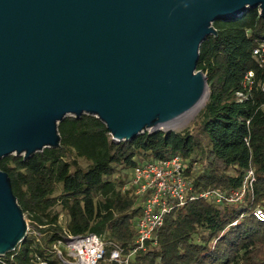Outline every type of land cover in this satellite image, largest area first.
I'll use <instances>...</instances> for the list:
<instances>
[{"label":"trees","instance_id":"16d2710c","mask_svg":"<svg viewBox=\"0 0 264 264\" xmlns=\"http://www.w3.org/2000/svg\"><path fill=\"white\" fill-rule=\"evenodd\" d=\"M217 36L199 46L196 70L206 77L208 97L193 127L182 132H144L115 143L97 118L66 117L57 125L58 148L27 159H0V171L29 219L31 235L0 257V264H35L68 236L96 235L127 251L140 213L136 197L122 193L124 177L139 165L179 156L193 193L239 191L249 170L253 183L232 203L197 199L173 209L153 241L129 264H264V75L252 50L264 41L258 9L212 24ZM248 71L255 74L251 98L237 102ZM83 162V164H82ZM58 210H54L55 208ZM64 216L65 225L59 224ZM111 247H106L108 261ZM56 256V255H55Z\"/></svg>","mask_w":264,"mask_h":264},{"label":"water","instance_id":"95a60500","mask_svg":"<svg viewBox=\"0 0 264 264\" xmlns=\"http://www.w3.org/2000/svg\"><path fill=\"white\" fill-rule=\"evenodd\" d=\"M248 9L264 21V0H0V159L58 148L66 117L99 119L115 143L172 131L207 100L212 24ZM26 234L0 171V257Z\"/></svg>","mask_w":264,"mask_h":264},{"label":"built area","instance_id":"2783aa9c","mask_svg":"<svg viewBox=\"0 0 264 264\" xmlns=\"http://www.w3.org/2000/svg\"><path fill=\"white\" fill-rule=\"evenodd\" d=\"M252 58L264 75V41L252 50ZM255 74L248 71L241 82L240 90L236 92L237 102H244L251 98L255 85ZM186 163L179 157L173 156L159 161L145 162L133 169L126 183L121 188L122 193L140 200V213L135 220V239L131 248H124L117 243H105L96 235L68 236L59 241L54 248L60 264H99L104 260L106 247H111L108 261L115 264H129L140 251H145L146 243L153 241L157 231L164 223V218L173 209L184 206L197 199L232 203L241 200L246 187H251L254 179L253 172L246 174L243 187L237 191L224 195L214 190H206L199 194L193 193L192 185L186 176ZM254 215L264 220L260 211ZM28 231V228H27ZM35 264H49L36 260Z\"/></svg>","mask_w":264,"mask_h":264},{"label":"rangeland","instance_id":"374dc122","mask_svg":"<svg viewBox=\"0 0 264 264\" xmlns=\"http://www.w3.org/2000/svg\"><path fill=\"white\" fill-rule=\"evenodd\" d=\"M202 107L197 111V112H194L193 115L190 114L189 116H192L191 118H185V117H181L179 118L178 120H176L175 122H173L171 125H170V128L173 132H182V131H186V130H189L193 127V124L194 122L196 121L198 115H199V112L201 111ZM146 132H150V129L146 130ZM83 164V162H82ZM84 165V164H83ZM130 172L127 173V175H125L124 177V182L127 181V178L129 176ZM136 202H138V204L140 205V200L139 199H136ZM55 211L58 210V208L56 207L54 209ZM23 218L26 222V225H27V228H28V231H27V234L26 235H31L32 234V229H29V219L26 215L23 214ZM59 224L60 226L63 228L64 225H65V218L64 216H60V219H59ZM44 253L46 256H48V259L50 261H53L55 262L56 264H60V260H58V258L53 254L51 253V249H46L44 247H42Z\"/></svg>","mask_w":264,"mask_h":264},{"label":"bare ground","instance_id":"6f19581e","mask_svg":"<svg viewBox=\"0 0 264 264\" xmlns=\"http://www.w3.org/2000/svg\"><path fill=\"white\" fill-rule=\"evenodd\" d=\"M204 102H200V104H198L196 107H194L190 112H188L187 114H185L183 117H187V118H191L192 116H189L190 114L193 115L194 112H197L201 107H203Z\"/></svg>","mask_w":264,"mask_h":264}]
</instances>
